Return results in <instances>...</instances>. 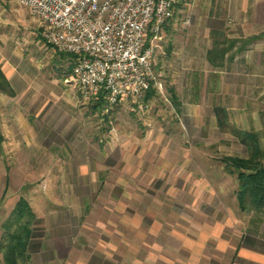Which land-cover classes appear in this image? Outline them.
<instances>
[{"label": "rangeland", "instance_id": "obj_1", "mask_svg": "<svg viewBox=\"0 0 264 264\" xmlns=\"http://www.w3.org/2000/svg\"><path fill=\"white\" fill-rule=\"evenodd\" d=\"M240 8L181 0L154 42V93L102 109L71 81L73 60L41 20L0 0V56L20 80L17 95L0 91V237L24 198L36 214L32 264H230L242 245L264 251V215L239 209L225 162L246 147L214 113L224 108L264 148V65L245 81L240 63L264 27ZM216 43L222 59L210 55Z\"/></svg>", "mask_w": 264, "mask_h": 264}, {"label": "built area", "instance_id": "obj_2", "mask_svg": "<svg viewBox=\"0 0 264 264\" xmlns=\"http://www.w3.org/2000/svg\"><path fill=\"white\" fill-rule=\"evenodd\" d=\"M44 25L52 48L73 60L81 94L109 105L141 99L156 84L154 42L181 0H18ZM67 81V80H66Z\"/></svg>", "mask_w": 264, "mask_h": 264}, {"label": "trees", "instance_id": "obj_3", "mask_svg": "<svg viewBox=\"0 0 264 264\" xmlns=\"http://www.w3.org/2000/svg\"><path fill=\"white\" fill-rule=\"evenodd\" d=\"M262 36H264V32L248 40L252 42ZM217 45L220 46L219 43H216L214 50L210 51V55H218L222 59L227 52V48L218 49ZM154 90L155 87L152 82L146 93L147 97L151 96ZM0 91L8 96H15V91L1 66ZM170 94L173 103L178 107L179 102L171 88ZM105 104L104 93L101 92L95 101V108L103 109ZM214 113L219 129L233 135L246 147V157L225 158L226 165L230 168V173L236 174V199L239 209L242 212L264 215V148H262L260 143L259 134L253 130L241 129L232 123L226 110L222 107H215ZM3 139V135L0 132V143ZM35 220L36 214L29 203L24 198L20 199L9 217L1 224L0 264H32L28 250L34 235Z\"/></svg>", "mask_w": 264, "mask_h": 264}, {"label": "crops", "instance_id": "obj_4", "mask_svg": "<svg viewBox=\"0 0 264 264\" xmlns=\"http://www.w3.org/2000/svg\"><path fill=\"white\" fill-rule=\"evenodd\" d=\"M235 1V0H230ZM238 1V0H237ZM241 3L240 12L237 16H240L242 21H247L246 25H255V26H262L264 27V0H239ZM248 7H251L252 9V16L248 19L246 17V14L248 13L249 9H246ZM233 9V8H232ZM235 10V9H234ZM231 8L229 7L228 14L234 16L237 12H232ZM234 14V15H233ZM248 15V14H247ZM248 20H246V19ZM252 19V21H250ZM245 25V26H246ZM251 27V26H250ZM251 31V30H250ZM256 31V30H255ZM253 32V30H252ZM255 41V40H254ZM243 46V45H242ZM244 51L241 50V52H244L241 58V64L246 66V70H244L245 74L243 75L242 80L249 81L253 75H259L257 72H260V66L264 65V39H256L255 42L251 43L250 45H245L242 47ZM55 51V50H54ZM253 51H256V55L253 56ZM57 52V51H56ZM251 52V53H250ZM59 53V52H58ZM62 54V53H60ZM238 58H236L237 60ZM0 64L2 67V70L5 72L6 77L10 81L16 95L18 94V88H19V79L13 77L12 74H7L5 71L6 65L3 63V58L0 56ZM255 70L257 72L255 73ZM230 72L227 73V75L232 74ZM236 75V73H235ZM19 80V81H18ZM18 81V83H17ZM27 82V80H25ZM249 245H242L240 247V250L236 251V256H234L235 263L231 262L230 264H249L250 262L252 264H264V251H260L257 248L251 247V249L248 248ZM253 248V249H252Z\"/></svg>", "mask_w": 264, "mask_h": 264}]
</instances>
